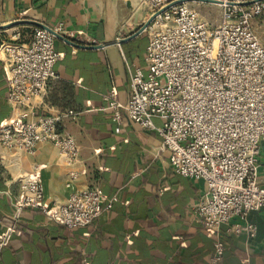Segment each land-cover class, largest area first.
Returning a JSON list of instances; mask_svg holds the SVG:
<instances>
[{
	"label": "crops",
	"instance_id": "1",
	"mask_svg": "<svg viewBox=\"0 0 264 264\" xmlns=\"http://www.w3.org/2000/svg\"><path fill=\"white\" fill-rule=\"evenodd\" d=\"M188 3L201 13L207 9L206 2ZM151 16L145 0H0V26L27 20L17 27L30 34L45 26L62 37L56 39L62 54L58 78L36 104L39 114L76 113L63 117L61 125L80 149L79 159L69 165L49 143L31 153L0 146V233L15 228L0 250V264L210 263L216 238L193 212L208 193L206 183L176 174L156 129L127 119L117 124L106 100L114 88L117 100L126 103L132 72L147 71L151 24L140 30ZM256 33L264 44V23ZM12 111L0 50V126ZM153 122L161 125L159 118ZM27 175L40 179L48 204L94 186L102 188L105 203L116 195L118 204L86 230H71L41 210L16 207L18 178ZM258 180L264 185V144ZM249 220L257 226L252 238L229 234V226H222L226 250L219 264H264V208Z\"/></svg>",
	"mask_w": 264,
	"mask_h": 264
},
{
	"label": "built area",
	"instance_id": "2",
	"mask_svg": "<svg viewBox=\"0 0 264 264\" xmlns=\"http://www.w3.org/2000/svg\"><path fill=\"white\" fill-rule=\"evenodd\" d=\"M212 1L221 8L217 25L184 0H145L155 15L146 48L148 69L132 72L126 103L117 100L114 88L106 100L117 124L127 119L156 129L176 174L206 183L208 193L194 213L216 238L210 264H219L226 250L222 226H229V234L255 237L257 226L249 216L264 208V185L258 180L264 144V44L252 25L264 17V0ZM4 32L0 50L13 111L0 126V146L31 153L49 143L73 165L80 149L61 120L76 113L39 114L36 104L58 78L55 68L62 54L56 49L57 30L35 27L28 34L16 26ZM154 118L161 120L160 126ZM18 181V209L37 208L71 229L90 225L118 201L114 195L105 203L102 188L94 186L48 204L36 175ZM14 232L9 226L0 233V250Z\"/></svg>",
	"mask_w": 264,
	"mask_h": 264
},
{
	"label": "rangeland",
	"instance_id": "3",
	"mask_svg": "<svg viewBox=\"0 0 264 264\" xmlns=\"http://www.w3.org/2000/svg\"><path fill=\"white\" fill-rule=\"evenodd\" d=\"M203 6H205L204 8H207L205 10H202L203 12L202 13H210V17L208 16H204L199 10H197L200 14V16L207 20L209 23L211 24H214V25H217L219 22H220V18H221V8L217 5H211V4H208V3H203ZM207 10V12H206ZM212 19V21L210 20ZM216 19V20H215ZM263 19L262 18H256L253 20L252 22V25H253V28L255 29V31L259 30L262 28V25H263Z\"/></svg>",
	"mask_w": 264,
	"mask_h": 264
},
{
	"label": "water",
	"instance_id": "4",
	"mask_svg": "<svg viewBox=\"0 0 264 264\" xmlns=\"http://www.w3.org/2000/svg\"><path fill=\"white\" fill-rule=\"evenodd\" d=\"M186 2H191V1H200V2H206V3H215L214 1L212 0H184ZM161 11H159L158 13H160ZM155 15L151 16V18L146 22V24L141 28L140 31H143L145 30L150 24L151 22L153 21ZM26 23H30V21H27V20H17V21H14L12 22L11 24H8V25H4V26H0V29H7V28H10V27H14V26H18V25H22V24H26ZM42 28H45V26H41ZM46 29H49L50 31H53L52 29L50 28H46ZM54 34L56 35L57 38H62L58 33H55Z\"/></svg>",
	"mask_w": 264,
	"mask_h": 264
},
{
	"label": "trees",
	"instance_id": "5",
	"mask_svg": "<svg viewBox=\"0 0 264 264\" xmlns=\"http://www.w3.org/2000/svg\"><path fill=\"white\" fill-rule=\"evenodd\" d=\"M118 202V201H117ZM114 203V205L112 206V208L111 209H109V210H105V211H107V212H110V211H112L114 208H115V206H116V204H118V203ZM28 208H32V207H28ZM32 209H37V208H32ZM37 210H39V209H37ZM104 212V211H103ZM102 212V213H103ZM193 212H194V210H193ZM101 213V214H102ZM101 214H100V216H101ZM100 216H98L90 225H88V226H86V227H81V228H74V229H71V228H69V229H71V230H79V229H87L89 226H91V225H93V224H95V222L98 220V218L100 217ZM204 229H207V228H205L203 225H201ZM64 227H66V226H64ZM66 228H68V227H66ZM12 239V238H11ZM11 241V240H10ZM9 244V243H8ZM224 258V257H223ZM210 264V263H209Z\"/></svg>",
	"mask_w": 264,
	"mask_h": 264
}]
</instances>
